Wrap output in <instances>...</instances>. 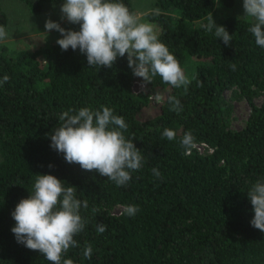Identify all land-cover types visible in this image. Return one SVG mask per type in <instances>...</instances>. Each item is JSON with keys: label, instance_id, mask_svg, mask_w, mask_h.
I'll list each match as a JSON object with an SVG mask.
<instances>
[{"label": "trees", "instance_id": "obj_1", "mask_svg": "<svg viewBox=\"0 0 264 264\" xmlns=\"http://www.w3.org/2000/svg\"><path fill=\"white\" fill-rule=\"evenodd\" d=\"M33 13L50 1L20 0ZM217 0H153L145 17L158 27V36L177 58L186 75L197 80L176 89L159 77L147 93L134 91L127 58H117L112 68L88 66L79 49L61 50L56 43L33 49L9 50L0 42V264H50L37 251L16 241L11 213L33 192L37 174H50L74 186L76 198L87 200L81 208L84 230L64 255L74 264H264V232L250 221L254 212L247 191L264 178V100L252 96L264 90V48L248 31L251 20L214 12ZM231 6L234 0H218ZM134 12L132 0H119ZM212 14L232 41L225 46L200 25ZM0 7V26L6 25ZM61 27L79 30L63 20ZM236 65V70L230 68ZM190 68V69H189ZM244 97L249 113L243 126L229 127L231 102L223 92ZM165 96L151 116L138 113L154 93ZM176 96L183 111L169 110L166 97ZM108 107L124 118L126 139L142 152L146 163L132 179L117 187L95 171L67 163L50 147V134L68 109ZM165 128L176 131L169 141ZM195 137L186 152L180 145L185 132ZM52 165L50 168L49 165ZM158 168L163 179L151 169ZM114 205H137L134 217L122 215ZM95 209V211H94ZM106 231L99 234L96 225ZM92 245V258L83 250Z\"/></svg>", "mask_w": 264, "mask_h": 264}, {"label": "clouds", "instance_id": "obj_2", "mask_svg": "<svg viewBox=\"0 0 264 264\" xmlns=\"http://www.w3.org/2000/svg\"><path fill=\"white\" fill-rule=\"evenodd\" d=\"M244 17L251 20L248 31L253 35L255 44L264 48V0H243ZM61 20L79 25V30L65 29L56 21L47 19L44 24L46 35L57 31L61 38L56 43L61 50L79 49L87 59L88 66L112 68L117 58H127L128 67L134 76L142 78L141 93H147V85L154 78L173 88H183L187 93L188 85L197 80L194 74L186 75L177 58L162 43L150 22H141L138 16L119 0H64L60 6ZM200 27L223 41L225 46L232 41V35L222 25H217L212 14L206 17V23ZM9 37L4 26H0V42ZM230 68L235 71L236 65ZM10 77L4 75L0 80L3 86ZM154 101L164 103L165 96L152 94ZM169 110L179 114L183 111L180 100L173 95L166 97ZM60 124L50 134V147L62 153L64 160L78 164L81 169L95 171L107 178L117 187H123L132 179V172L140 170L146 163L142 152L136 148L133 140L126 139L124 132L128 125L124 118L113 113L108 107L92 110L81 107L68 109L59 115ZM177 133L165 128L162 138L172 141ZM195 137L191 131L185 132L180 145L186 152L194 146ZM51 168L52 165L50 164ZM156 179H163L158 168L151 169ZM66 183L50 174H37L33 192L21 199L12 211L15 226L11 228L16 241L27 249L37 251L50 264H74L64 255L72 247H79L74 237L80 234L87 223L81 214V208L87 209V200L76 198L77 189L65 186ZM253 218L251 225L264 232V178L252 183L247 191ZM139 206L122 207V215L134 217ZM95 211V209H94ZM106 225L99 223L96 231L103 234ZM92 245L83 250L85 259L92 258Z\"/></svg>", "mask_w": 264, "mask_h": 264}, {"label": "rangeland", "instance_id": "obj_3", "mask_svg": "<svg viewBox=\"0 0 264 264\" xmlns=\"http://www.w3.org/2000/svg\"><path fill=\"white\" fill-rule=\"evenodd\" d=\"M153 0H132L133 10L141 22H150L154 25L156 32L158 27L145 17V13L152 7ZM62 1H50L42 5L41 9L33 13L26 4L20 0H0V7L6 15L5 28L9 33V37L5 40V46L9 50L24 48L33 49L38 46L54 42L59 33L51 30L47 35L44 24L47 19L62 24L60 6ZM214 12L220 16L235 14L244 17L243 0H234L231 6H224L218 0L214 4ZM245 18V17H244ZM190 69V68H189ZM141 82L134 80L132 88L134 91L140 89ZM158 93V92H156ZM224 97L231 102V113L229 116V127L238 129L244 125L249 113V105L244 97L237 96L232 90L227 89L223 92ZM253 102L259 104L264 100V90H259L252 96ZM158 110V103L154 101L152 95L149 97V104L146 105L140 113L139 117L151 116ZM122 206L114 205L111 210L118 212Z\"/></svg>", "mask_w": 264, "mask_h": 264}]
</instances>
